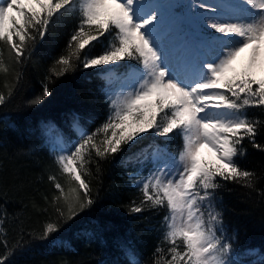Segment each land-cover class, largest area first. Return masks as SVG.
<instances>
[{
  "label": "snow or ice",
  "instance_id": "1",
  "mask_svg": "<svg viewBox=\"0 0 264 264\" xmlns=\"http://www.w3.org/2000/svg\"><path fill=\"white\" fill-rule=\"evenodd\" d=\"M69 20L74 26L67 54L50 72L60 78L81 67L96 70L91 75L103 81L109 113L91 132L79 113H71L76 139L51 122L43 125L69 183L66 192L49 177L59 191L52 204L61 220L67 223L96 203L84 179L91 174L87 165L95 163L99 172V161L123 153L118 163L135 169L128 178L143 194L130 213L167 209L163 239L171 245L170 258L161 255L154 264H243L249 256L256 257L251 264H264L258 249L233 250L236 234L225 235L217 192L226 188L222 182L253 186L255 173L243 169L240 158L245 140L261 148L255 138L264 130V121L247 112L264 111V76L257 78L264 73V0H0V42L19 65L37 41ZM0 72H8L2 53ZM45 79L30 106L52 96L55 81ZM7 98L0 94V105ZM145 140L151 142L140 147ZM176 141L182 142L178 151H169ZM205 147L215 153L214 163L201 159ZM59 231L48 222L37 238L49 240ZM51 243L70 247L65 240ZM128 255L129 264H141L130 250Z\"/></svg>",
  "mask_w": 264,
  "mask_h": 264
},
{
  "label": "trees",
  "instance_id": "2",
  "mask_svg": "<svg viewBox=\"0 0 264 264\" xmlns=\"http://www.w3.org/2000/svg\"><path fill=\"white\" fill-rule=\"evenodd\" d=\"M73 26L69 20L43 42L37 41L36 50L19 65L9 55L8 46L0 42L3 63L8 68L7 73L0 72V94L7 98L12 93L0 105V259L5 264H129L130 248L141 264H154L161 255L168 259L171 245L163 239L167 209L146 208L139 214L130 213L131 203L140 204L143 194L128 178L135 169L118 163L123 153L99 161V172L95 163L87 165L91 174L84 179L96 201L91 208L64 223L53 207L52 198L59 191L49 177L55 176L66 192L69 183L56 164L43 125L51 122L72 138L71 113L83 117L81 124L89 132L99 127L109 113L101 91L103 81L91 75L96 70L81 67L60 78L50 72L54 61L67 54ZM46 77L55 81L50 84L52 96L41 105L30 106L28 101L42 92ZM247 112L251 118L264 121L261 109L249 108ZM145 135L150 137L151 133ZM164 139L155 138L157 142ZM150 142L145 140L140 147ZM255 142L261 148L244 141L246 151L240 158L241 167L255 173L253 186L222 182L226 188L217 190L225 235L236 234L232 245L237 254L248 249L264 253V130ZM181 144L176 141L169 148L179 149ZM48 222L60 225V231L42 241L37 237ZM53 239L57 243L65 240L70 247L53 245ZM157 247L163 253H156ZM255 259L244 257L243 264Z\"/></svg>",
  "mask_w": 264,
  "mask_h": 264
},
{
  "label": "rangeland",
  "instance_id": "3",
  "mask_svg": "<svg viewBox=\"0 0 264 264\" xmlns=\"http://www.w3.org/2000/svg\"><path fill=\"white\" fill-rule=\"evenodd\" d=\"M243 63V59L238 63L237 65V69L239 70L240 66ZM262 76H264V73H257V78H261ZM201 155H203L204 157V161L209 162V163H214L216 160V156L215 153L212 152L209 148L205 147L203 149H201Z\"/></svg>",
  "mask_w": 264,
  "mask_h": 264
}]
</instances>
